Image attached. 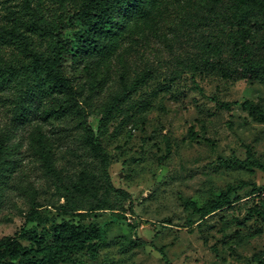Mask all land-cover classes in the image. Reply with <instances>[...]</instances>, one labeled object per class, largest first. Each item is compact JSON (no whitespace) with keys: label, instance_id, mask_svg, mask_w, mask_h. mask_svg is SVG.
Here are the masks:
<instances>
[{"label":"rangeland","instance_id":"obj_1","mask_svg":"<svg viewBox=\"0 0 264 264\" xmlns=\"http://www.w3.org/2000/svg\"><path fill=\"white\" fill-rule=\"evenodd\" d=\"M255 1L159 0L150 19L123 26L108 59L82 55L69 63L73 93L47 96L29 110L23 59L0 31V65L16 66L12 83L0 78V136L9 138L0 168V258L15 264L259 263L264 119L257 110L264 114V77L231 78L205 67L224 49L223 31H236L244 6L254 17L241 31L262 38L257 63L264 71V0ZM36 2L59 12L57 0ZM23 7L24 0H0V28L26 20ZM23 31L37 51L47 50V38ZM242 41L239 34L232 39ZM132 87L100 132L107 106ZM87 126L109 156L112 187L129 199L109 186L85 145ZM229 191V206L204 218L202 210ZM68 221L97 227L87 240L69 243L61 227ZM137 239L154 246H137Z\"/></svg>","mask_w":264,"mask_h":264},{"label":"trees","instance_id":"obj_2","mask_svg":"<svg viewBox=\"0 0 264 264\" xmlns=\"http://www.w3.org/2000/svg\"><path fill=\"white\" fill-rule=\"evenodd\" d=\"M36 1L24 0L23 11L28 18L24 20L19 17L17 19L18 27L7 30L0 28V31L6 33L4 42L8 46H14L18 55L23 59L22 66L27 73V89L25 91L27 97L24 103L27 110L31 108L32 104L43 101L47 96H61L66 92L73 93V80L67 75L69 63L77 64L83 59L80 57L82 55L108 59L117 47L123 26L134 19H150L154 16V10L159 2V0H79L70 6H65L66 0H57L60 3V9L56 13L52 10L42 9ZM255 3V0H244L243 5L253 6ZM241 8L243 11H241V18L235 27L236 31H223L224 38L221 39L220 44L224 49L217 59H209L205 63V67L212 71H220L231 78L235 76L263 78L264 71L260 70L257 63L261 59H259L258 52L261 50L262 38L258 39L247 31H241V26L249 24V21L253 22L254 17L251 9L244 6ZM115 17L119 19L116 25L113 24ZM23 29L47 38V50L45 52L37 51L33 47L29 35ZM66 31H69L70 35L65 36ZM236 34H239L243 39L239 45L232 42ZM226 37L227 41L224 40ZM228 56H231L232 62L229 61ZM6 72L12 77H8ZM15 72L16 66L14 64L6 65L4 63L0 65L2 83H12ZM21 79V85H23L26 77ZM135 91L134 87L124 89L122 93L114 97L100 120V132L113 113L120 109L131 96L130 94ZM257 113L260 119H264V114L261 111L257 110ZM44 114L46 117L52 116L51 114ZM86 132L84 143L93 157L99 161L106 181L113 188L109 174L110 159L104 150L100 137L90 126L86 127ZM8 139L7 136H0V168L7 155ZM113 190L122 192L127 199L130 198V195L124 191H117L114 188ZM230 198V191L223 193L216 202L202 210L203 217H210L229 206ZM43 222H49V219H44ZM61 227L68 242L71 243L74 240L81 242L87 240L97 226L93 225L84 229L68 221L64 222ZM134 244L137 246H154L153 243H148L142 239H137ZM158 252L168 263L165 253L162 250H158ZM0 264L15 263L5 262L4 259L0 258ZM35 264H46V262L42 260ZM258 264H264V257Z\"/></svg>","mask_w":264,"mask_h":264}]
</instances>
